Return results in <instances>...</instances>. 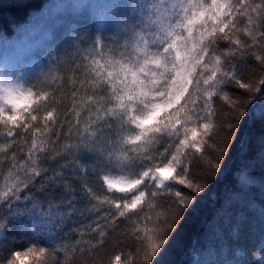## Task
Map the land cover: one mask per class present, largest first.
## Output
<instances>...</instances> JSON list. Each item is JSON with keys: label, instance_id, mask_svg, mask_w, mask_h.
Returning <instances> with one entry per match:
<instances>
[{"label": "snow or ice", "instance_id": "6c2138e0", "mask_svg": "<svg viewBox=\"0 0 264 264\" xmlns=\"http://www.w3.org/2000/svg\"><path fill=\"white\" fill-rule=\"evenodd\" d=\"M149 28L147 36L140 34L133 42L131 53L117 58L100 44L84 56L77 68L83 80L70 94L73 118L61 119L54 107L41 118L33 105L37 97L47 102V96L0 90V125L12 138L0 154L33 177L45 174L49 162L67 149L81 143L87 147L105 130L120 136L127 148L118 153L119 160L138 161L143 171L136 179L104 177L108 191L123 199L101 201L116 212L88 228L103 242L107 232L99 231L102 225L112 231L120 223L130 225L134 239L148 250L145 264H152L149 257L163 255L179 224L176 217L194 200L191 193L204 191L193 175L206 182L219 171L246 104L256 94L264 95V0H155ZM233 89L247 95L235 96ZM60 95V90L52 93L55 103H61L55 99ZM126 126L132 131L124 135ZM73 129L75 145L69 142ZM213 129H219L217 137ZM25 144L21 162L17 155ZM260 227L264 232V210ZM46 256V249L32 247L14 252L7 264H45ZM114 262L122 264V255H115Z\"/></svg>", "mask_w": 264, "mask_h": 264}, {"label": "trees", "instance_id": "16d2710c", "mask_svg": "<svg viewBox=\"0 0 264 264\" xmlns=\"http://www.w3.org/2000/svg\"><path fill=\"white\" fill-rule=\"evenodd\" d=\"M70 1L0 0V59L40 26L54 9L69 5ZM112 1L114 11L101 29L94 26L86 34L78 32L69 38L67 49L73 50L69 58H64L67 54L53 65L44 62L30 75L27 84L35 93L48 97L47 102L37 97L38 103L33 105L41 118L53 107L61 119L73 118L70 94L83 80V73L77 68L86 54L103 44L119 58L120 53H131L133 42L140 34L148 35L155 0H147L145 5L142 0ZM109 55L106 52L105 58ZM95 87L100 85L97 83ZM56 90L62 92L55 98L61 103H55L52 98ZM231 94L247 95L237 89ZM81 99L78 97L76 103ZM262 99L264 95L258 93L246 104V113L239 121L232 147L221 161L219 171L206 182L193 175L194 180L203 184L204 191L191 193L194 200L176 217L179 224L164 245L163 255L149 257L152 264H220L224 259L233 264H264V232L260 227L264 210ZM219 107L223 109L225 105ZM80 127L84 135L83 122ZM131 131L126 126L124 135ZM218 134L219 129H213L212 136ZM11 139L8 130L0 125V147ZM119 141L118 134L105 130L87 147L81 143L49 162L48 171L40 177L26 174L0 154V193H7L0 195V264H7L14 252L32 247L47 250L45 264H115L117 254L122 255V264H145L148 250L134 239L130 225L118 222L120 227L116 231L102 225L99 231L107 232L103 242L98 232L88 228L89 225L95 228L106 213L116 212L110 204L101 201L123 199L121 194L108 191L104 177L118 174L136 179L143 171L144 166L138 161L119 160L118 153L127 148ZM69 142L77 143L74 129ZM27 150L28 145H23L17 160L23 162L21 155ZM14 170L10 177L9 172ZM244 177L251 178V182L245 184ZM176 187L185 193L190 191L182 185Z\"/></svg>", "mask_w": 264, "mask_h": 264}, {"label": "rangeland", "instance_id": "374dc122", "mask_svg": "<svg viewBox=\"0 0 264 264\" xmlns=\"http://www.w3.org/2000/svg\"><path fill=\"white\" fill-rule=\"evenodd\" d=\"M147 0H142L143 5ZM58 6L31 34L25 35L15 48L0 59V90L33 91L27 84L30 75L44 62L53 65L61 57L72 53L69 38L86 34L95 26L102 28L105 19L114 11L112 0H72ZM68 51V53H67ZM70 54L64 58H69ZM110 179H134L111 174ZM106 185V184H105ZM107 186V185H106Z\"/></svg>", "mask_w": 264, "mask_h": 264}]
</instances>
